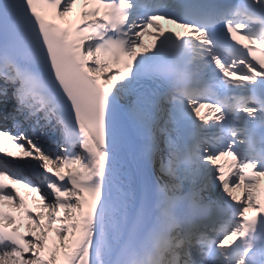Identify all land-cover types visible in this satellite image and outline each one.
<instances>
[{"label": "snow or ice", "instance_id": "6c2138e0", "mask_svg": "<svg viewBox=\"0 0 264 264\" xmlns=\"http://www.w3.org/2000/svg\"><path fill=\"white\" fill-rule=\"evenodd\" d=\"M0 155V264H264V0H0Z\"/></svg>", "mask_w": 264, "mask_h": 264}, {"label": "bare ground", "instance_id": "6f19581e", "mask_svg": "<svg viewBox=\"0 0 264 264\" xmlns=\"http://www.w3.org/2000/svg\"><path fill=\"white\" fill-rule=\"evenodd\" d=\"M149 40H151L149 37H148Z\"/></svg>", "mask_w": 264, "mask_h": 264}]
</instances>
